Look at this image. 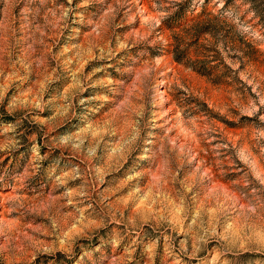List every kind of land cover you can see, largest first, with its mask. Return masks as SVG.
Wrapping results in <instances>:
<instances>
[{
  "label": "rangeland",
  "instance_id": "374dc122",
  "mask_svg": "<svg viewBox=\"0 0 264 264\" xmlns=\"http://www.w3.org/2000/svg\"><path fill=\"white\" fill-rule=\"evenodd\" d=\"M0 264H264V0H0Z\"/></svg>",
  "mask_w": 264,
  "mask_h": 264
},
{
  "label": "trees",
  "instance_id": "16d2710c",
  "mask_svg": "<svg viewBox=\"0 0 264 264\" xmlns=\"http://www.w3.org/2000/svg\"><path fill=\"white\" fill-rule=\"evenodd\" d=\"M178 14H179V11H176L173 15H171V16H168L167 18L169 19V20H171V21H174L175 20V18L178 16ZM202 15H204V11H202L199 15H197V17H195V18H198V17H200V16H202ZM194 18V19H195ZM183 23H185V24H183L182 26L180 25V26H172V27H174L173 29H175V28H178V29H183L184 28V32H188L189 30H192V31H194L193 33V36L191 37V39L192 38H195V40L200 36V32L202 31V29L201 30H199L198 29V27H199V25L201 24V23H203V22H191V23H193L192 24V26L190 27V28H185L186 27V25L188 24V22H183ZM183 43H184V41H183V39L182 38H180V37H178L177 35L176 36H174V50H176L177 51V49H178V47H180L181 45H183ZM186 47H184V48H182V50L180 51V53H184V52H186V50H187V48H188V46H190V45H192V42H189V43H185L184 44ZM176 60H181V57L180 56H177L176 55Z\"/></svg>",
  "mask_w": 264,
  "mask_h": 264
}]
</instances>
